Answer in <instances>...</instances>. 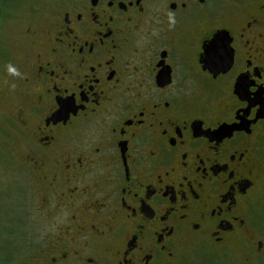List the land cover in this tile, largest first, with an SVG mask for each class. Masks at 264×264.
Here are the masks:
<instances>
[{"label": "flooded vegetation", "instance_id": "flooded-vegetation-1", "mask_svg": "<svg viewBox=\"0 0 264 264\" xmlns=\"http://www.w3.org/2000/svg\"><path fill=\"white\" fill-rule=\"evenodd\" d=\"M51 6L0 61L47 227L14 264H264V0Z\"/></svg>", "mask_w": 264, "mask_h": 264}, {"label": "rangeland", "instance_id": "rangeland-1", "mask_svg": "<svg viewBox=\"0 0 264 264\" xmlns=\"http://www.w3.org/2000/svg\"><path fill=\"white\" fill-rule=\"evenodd\" d=\"M54 0H8L6 11L0 9V61H13L22 58L25 48L19 43L20 33L29 24V18L33 10H37L40 18H36L39 23H44L50 16L53 6L48 9ZM14 3V4H12ZM14 81V69L4 72V67L0 63V236L7 233L9 227L20 225L16 246L19 253L26 252V240L32 231L37 233L44 231L47 227L36 221H28V218H21L20 214L27 213V209L20 205L21 188L24 189L26 198L30 193L28 180L21 177L26 175L24 168H18V150H14V92L11 83ZM22 181L20 186L17 181ZM27 184V185H26ZM14 208V211L13 209ZM20 211V212H19ZM18 213V219L14 218V213ZM14 231V229H13ZM9 232V231H8ZM6 241L8 250H1ZM0 240V252H3L0 264H14L13 251L14 241L11 244L9 239ZM13 248V249H11ZM5 254V257H4ZM1 256V255H0ZM23 255H20L22 257Z\"/></svg>", "mask_w": 264, "mask_h": 264}, {"label": "trees", "instance_id": "trees-1", "mask_svg": "<svg viewBox=\"0 0 264 264\" xmlns=\"http://www.w3.org/2000/svg\"><path fill=\"white\" fill-rule=\"evenodd\" d=\"M4 3H5V0H0V5L2 4V6H3ZM0 9H1V6H0ZM18 182H21V181L19 180V181H17V183H18ZM13 203H14V199H13ZM19 212H20V211H19ZM20 216H22V214H20ZM21 218H22V217H21ZM14 227L17 228V229H20V228H18V227H20L19 224H17L16 226L14 225ZM14 227H9V229H12V230H8L9 232L7 231V233H5V234H8V235L12 236V233L14 234V232H16ZM13 229H14V231H13ZM5 234H4V236L2 237V239H3V240H7V239H9V240L11 241V239L9 238V236L7 237V236H5ZM3 240H2V241H3ZM13 241H14V239H13ZM3 245H5V246L3 247V250H5V248L8 247V244H7L6 241H3ZM8 249H10V247H8ZM2 256H3V255H2ZM4 257H5V254H4Z\"/></svg>", "mask_w": 264, "mask_h": 264}, {"label": "clouds", "instance_id": "clouds-1", "mask_svg": "<svg viewBox=\"0 0 264 264\" xmlns=\"http://www.w3.org/2000/svg\"><path fill=\"white\" fill-rule=\"evenodd\" d=\"M169 21L170 23H174V17L171 14H169Z\"/></svg>", "mask_w": 264, "mask_h": 264}]
</instances>
